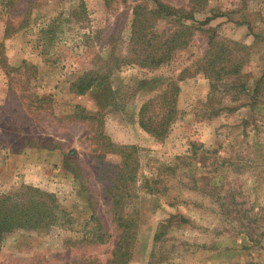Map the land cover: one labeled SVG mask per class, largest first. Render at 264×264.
Masks as SVG:
<instances>
[{
    "label": "rangeland",
    "instance_id": "rangeland-1",
    "mask_svg": "<svg viewBox=\"0 0 264 264\" xmlns=\"http://www.w3.org/2000/svg\"><path fill=\"white\" fill-rule=\"evenodd\" d=\"M160 1L185 7L188 0ZM136 2L14 0L10 36L0 16V195L38 188L54 194L70 219L48 231L6 234L0 264L110 256L119 232L107 178L118 159L103 153L93 125L66 118L74 105L101 112L112 143L137 147V188L129 201L139 219L128 264H264V102L230 90V82L211 93L210 82L195 73L206 35L195 33L157 69L122 65L107 81L117 91L112 107L100 105L96 89L69 94L70 83L110 52L127 56ZM209 15L216 16L208 26L218 37L248 47L242 73L252 84L264 73V0H209L195 18ZM185 68L178 118L165 139L155 140L139 128V108ZM145 178L157 181L161 193H145ZM98 233L103 243L88 239Z\"/></svg>",
    "mask_w": 264,
    "mask_h": 264
},
{
    "label": "trees",
    "instance_id": "trees-1",
    "mask_svg": "<svg viewBox=\"0 0 264 264\" xmlns=\"http://www.w3.org/2000/svg\"><path fill=\"white\" fill-rule=\"evenodd\" d=\"M209 0H188L185 7H174L160 0H137L131 8L130 32L127 41V56L119 57L113 52L100 64L79 74L69 85V94L84 96L98 90L99 103L103 108L115 105L112 91L107 84L111 74L122 65H136L141 69L154 70L168 64L175 55L184 50L192 41L194 34L199 32L207 37V50L198 60L195 73L202 74L210 82L211 93L217 92L219 84L230 82V90L237 94H251V100L264 102V73L252 84L248 83L243 66L247 61L248 47L217 36L209 23L215 15L197 20L195 15L203 13ZM245 3L249 0H240ZM14 0H0V16H6L4 35L10 36L16 31L10 21V10ZM20 28V26H19ZM2 44H0V48ZM2 67H5L3 58ZM189 69H183L177 77L171 76L159 91L140 106L137 118L138 126L155 140L162 141L168 136L169 129L179 115L177 99L180 93L179 82ZM227 92V89L224 90ZM72 113L66 118L82 121L93 125V138L100 143L104 154L118 159L116 166L109 168L110 187L107 195L110 202V214L118 236L113 249L105 262L97 258L87 257L76 259L70 264H128L132 258V250L136 243L138 226V210L130 205L132 193L136 190L137 181V147L134 145H116L103 132L102 113L88 114L79 105L72 106ZM218 112H213L212 117ZM100 150V151H101ZM144 192L159 194L157 181L142 180ZM68 214L63 210L54 194L31 186H22L0 195V243L3 237L15 230L32 232L48 231L53 227H61L69 223ZM103 234L90 235L94 243H103ZM160 239L159 231L154 240ZM29 264V263H27ZM39 264V263H35ZM42 264H49L43 260ZM67 264V263H66Z\"/></svg>",
    "mask_w": 264,
    "mask_h": 264
}]
</instances>
